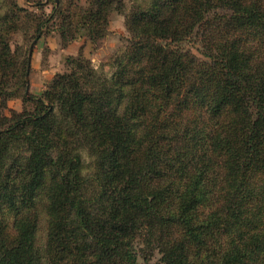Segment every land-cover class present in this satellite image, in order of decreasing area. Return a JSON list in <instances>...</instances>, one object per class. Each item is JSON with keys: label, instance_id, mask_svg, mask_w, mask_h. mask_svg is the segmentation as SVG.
Instances as JSON below:
<instances>
[{"label": "trees", "instance_id": "16d2710c", "mask_svg": "<svg viewBox=\"0 0 264 264\" xmlns=\"http://www.w3.org/2000/svg\"><path fill=\"white\" fill-rule=\"evenodd\" d=\"M126 7L91 0L75 10L92 41L111 11L125 13L110 75L69 57L32 109L0 110V200L16 210L15 233L0 230V264H139L137 239L156 243L158 264H264V0ZM15 27L0 17V83L18 74L25 90L28 55L2 41ZM195 30L211 60L201 67L173 47ZM10 95L0 86L1 108ZM15 149L24 161L11 178Z\"/></svg>", "mask_w": 264, "mask_h": 264}, {"label": "rangeland", "instance_id": "374dc122", "mask_svg": "<svg viewBox=\"0 0 264 264\" xmlns=\"http://www.w3.org/2000/svg\"><path fill=\"white\" fill-rule=\"evenodd\" d=\"M59 0H0V17L8 15L16 22L14 29L3 33L2 41L7 43L10 51L15 54L24 56L29 55L30 46L33 43L31 58L27 66L26 87L25 90L19 87L18 74L12 77V74L6 73L4 81L8 78L9 83L3 87L10 95L5 100V107H0V110L7 115L11 111H22L23 109H32L35 98L41 97L49 84L54 80L57 74L68 72L70 66L67 62L69 57H83L90 60L92 67L98 73L110 75L113 71L112 59L113 55L123 48L127 43L128 32L125 26V13L113 10L108 15L106 31L102 38L96 41L90 40L85 30L76 22L84 21L87 16L84 12L76 13V6L88 8L91 0H60V5H57ZM127 8L131 9L132 4H148L149 0H124ZM40 2V4L38 3ZM60 9V12H58ZM48 18L44 28L41 30L37 38L33 37L34 28L38 22ZM64 23L68 28V35L61 36L59 26ZM201 31V29H198ZM198 30L191 34L189 40L173 46L178 51L192 55L199 67L201 63H209L211 60L203 55L204 49L199 40ZM73 35V38L70 37ZM69 38H71L69 40ZM67 40V41H66ZM18 83V88H17ZM15 91H17L15 93ZM28 96H32V99ZM1 103V98H0ZM14 156L17 155L19 160L15 165H11L9 159L4 169L10 172L11 178L17 172V169L23 163L24 158L20 149H15ZM85 162H90L91 159L86 152L83 153ZM44 199L37 197L35 205L38 209V226L36 232V246L43 250L46 242V220L42 211ZM23 210V207H21ZM16 210L5 199L0 200V230L5 234L12 235L15 233L14 217ZM134 249L137 252V261L139 264H158L160 253L156 243L154 245L145 244L140 239L135 240Z\"/></svg>", "mask_w": 264, "mask_h": 264}, {"label": "water", "instance_id": "95a60500", "mask_svg": "<svg viewBox=\"0 0 264 264\" xmlns=\"http://www.w3.org/2000/svg\"><path fill=\"white\" fill-rule=\"evenodd\" d=\"M32 47H33V43L31 44V46H30V50H29V55H28V57H29V60H30V58H31V51H32Z\"/></svg>", "mask_w": 264, "mask_h": 264}]
</instances>
